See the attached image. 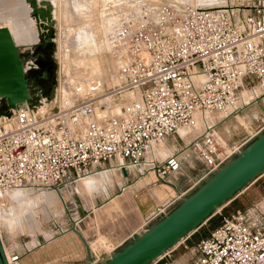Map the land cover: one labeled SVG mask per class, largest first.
<instances>
[{"label":"built area","instance_id":"1","mask_svg":"<svg viewBox=\"0 0 264 264\" xmlns=\"http://www.w3.org/2000/svg\"><path fill=\"white\" fill-rule=\"evenodd\" d=\"M224 3H144L118 17L107 33L117 103L109 96L79 99L55 92L53 99L39 97L32 106L24 100L10 115H0V197L19 187L62 192L106 167L152 171L164 181L193 157L200 172L179 200L239 151L254 134L228 144L217 124L250 103L239 98L244 83L255 86L252 80L264 107V0ZM180 128L190 131L187 141ZM170 135L182 143L162 157L158 149ZM174 201L158 207L145 226ZM26 243L6 255L8 264H20L36 245ZM121 243L103 251L90 246L87 264H97ZM195 249L189 264H264V203L220 212ZM167 252L148 264H172Z\"/></svg>","mask_w":264,"mask_h":264},{"label":"rangeland","instance_id":"2","mask_svg":"<svg viewBox=\"0 0 264 264\" xmlns=\"http://www.w3.org/2000/svg\"><path fill=\"white\" fill-rule=\"evenodd\" d=\"M164 1L177 2L183 5H204L209 2V0L49 1L52 6L54 18L52 56L55 66V82L53 94L57 92V97L68 94L79 99L92 95H96L99 98H107L109 96V98H115V102L117 103V93H115L116 78L114 76L116 63L110 53L107 33L115 20L118 17L120 18L124 12H128L129 10L132 12L133 9H136L139 5H144V3L154 4ZM210 1L214 2L215 6H219L225 4L224 2L246 4L251 0ZM29 7V3L25 0H0V23L2 25L12 26V22H16L19 24L20 29L30 32L32 40L26 39L18 42L19 44H28L38 40L37 32L33 31L34 27L38 29L36 27V20L32 19L34 16L31 15ZM79 34L81 36H89V40L85 43L84 40L80 39L81 36ZM19 48L20 50L32 49L30 45H19ZM30 58L28 56L24 59L25 65L28 64V67L39 66L33 59H31L32 63H28ZM48 60V57H43L40 61L43 62V66H46ZM32 72L33 74L31 75ZM32 72L30 73L31 76L34 74L37 76V71ZM251 83L255 86L250 87L249 84L244 83V86L241 88L242 100L240 98V104H243V98H245L246 102L249 101L248 94L251 91L260 95L261 89L258 87L256 80H252ZM53 97L54 95L48 99H53ZM262 97L263 95H260L259 98L250 101L248 105L238 112L226 117V122H229L230 126L229 129H223L224 132H221L222 129L220 131L218 127L222 120L218 122L217 129L228 144L239 143L247 134H254V137L260 131L258 129L264 124V107L261 103ZM56 100L58 101V99ZM51 104L53 106L54 101L52 103L47 101V105L50 106ZM55 107L54 105L52 108ZM185 131L187 134L190 132L188 129ZM180 134L186 137V141L189 139L186 133V135ZM160 149L162 157L172 151V147L168 143ZM195 167L200 168V163L197 162ZM194 168L188 167L189 170H193ZM115 173L108 172L107 181L98 183V187L103 184L106 185L109 180L112 183L117 177V173ZM197 177H193L192 181H195ZM182 178L183 176L180 177V180ZM189 183L190 181H187L184 187H187ZM115 189L117 190V188ZM69 190L74 191L75 189L73 190L70 187ZM71 194L67 190L56 192L54 189L46 191H29L27 189L23 191L22 197L17 198V200L11 198L8 200L5 199L2 214L0 215V233L9 250L23 249L24 242H27L26 244L31 246L35 245L37 240L42 241V239L51 235H58L61 226L63 228H70V220H73V217L77 214L75 213L76 205L79 207V215H82L83 209L81 204L85 202L83 195L79 197L77 194ZM233 200L235 201V205H232ZM263 203L264 170L239 190L230 200L224 203L220 207V210H216L210 218H214L217 221L219 220L220 212L230 213L236 209H241L242 211L256 204L260 205ZM208 220L199 228L204 227L205 230H208L210 228ZM199 228L196 230H199ZM196 230L185 235L176 245H172L168 249L169 251L165 254V257L171 258L172 264H189L196 259L198 253L195 249V244L198 238L197 235L193 234ZM89 239L93 240L94 236H91ZM104 240L106 239L104 238ZM100 241V248H108L106 245L105 247L103 246V239H100ZM10 251H7L8 255ZM105 256L103 259L108 257ZM154 264H161V260L159 259Z\"/></svg>","mask_w":264,"mask_h":264},{"label":"water","instance_id":"3","mask_svg":"<svg viewBox=\"0 0 264 264\" xmlns=\"http://www.w3.org/2000/svg\"><path fill=\"white\" fill-rule=\"evenodd\" d=\"M25 1L29 3L30 13L36 20L39 39L31 50H20L10 29L0 23V115H10L11 108L24 100L30 106L38 103L41 96L35 93L38 89L46 98L53 95L54 18L51 4L48 0ZM28 56L39 66L26 67L24 59ZM43 57L49 59L46 66L40 61ZM32 71H37V76H31ZM263 170L264 128L192 190L182 195L167 212H160L159 217L144 229L133 232L129 240L97 264L150 263L185 235L199 228L219 206ZM123 172L126 174L125 169ZM87 253L90 258L88 246ZM0 264H8L1 237Z\"/></svg>","mask_w":264,"mask_h":264},{"label":"crops","instance_id":"4","mask_svg":"<svg viewBox=\"0 0 264 264\" xmlns=\"http://www.w3.org/2000/svg\"><path fill=\"white\" fill-rule=\"evenodd\" d=\"M229 126L226 118L218 125L219 130L222 129L221 132H224L223 129H229ZM165 143L170 144L173 151L182 141L177 135H170ZM195 164L197 161L193 157L187 158L186 162H182L181 170L164 181L154 172L141 174L138 169L130 168L125 174L111 167L103 169L101 173L92 174L97 180L93 189L87 190L83 179L78 181L70 186L75 189L74 191H70V187L64 190L79 197L83 195L85 202L81 204L82 215H79V207L74 202L77 214L70 220V228L58 235L39 240V244L36 243L29 252L23 254L20 264H87L89 261L87 246L103 251L120 242L123 244L131 238L133 232L146 227V221L158 207L174 199L172 204L178 201L179 195L186 189L184 185L187 181L192 180L200 172ZM191 165L195 170L188 169L192 167ZM108 172H116V179L112 183L109 180L106 185L97 187L98 182L107 181ZM115 188L119 191L117 192ZM91 236H94L93 240L89 239ZM100 239H103V246L106 245L108 248H100ZM3 245L6 251H10L4 241Z\"/></svg>","mask_w":264,"mask_h":264},{"label":"bare ground","instance_id":"5","mask_svg":"<svg viewBox=\"0 0 264 264\" xmlns=\"http://www.w3.org/2000/svg\"><path fill=\"white\" fill-rule=\"evenodd\" d=\"M48 1H51V0H48ZM174 3H176V4H178V5H183V4H180V3H177V2H174ZM185 6V5H184ZM31 10V7H29V11ZM51 10H52V6H51ZM52 15H53V10H52ZM32 19H35L34 17H32ZM5 26H7V25H5ZM9 29H10V32H11V34H12V36H13V38H14V40H15V42H16V44L19 46V45H30V46H32L34 43H36V42H38V40L36 41V42H32V43H28V44H19L18 42H21V41H23V40H26V39H29V40H32V37L30 36V32L29 31H25V30H23V29H20L19 28V24H17L16 22H12V26H7ZM34 27V26H33ZM82 29V28H81ZM42 30V29H41ZM33 31H36L37 32V34H38V39H39V31H38V29H36L35 27H34V29H33ZM80 34H81V32H80ZM79 34V35H80ZM81 36V35H80ZM91 36H93V35H91ZM78 38V37H77ZM80 39L81 40H84V42L86 43L88 40H89V36H86V35H82L81 37H80ZM113 58V57H112ZM31 59H33L32 57L28 60V63L30 62V63H32V60ZM27 64V63H26ZM27 66H28V64H27ZM261 89V88H260ZM38 94H40L41 96H40V98L42 99V100H45V98H46V96H44L43 95V93L41 94V92H39ZM241 94H242V92L240 93V98H241ZM249 96H248V98H249V101L248 102H246L245 101V98H243V104H245V103H249L253 98H257V97H259V94H257L256 92H250L249 94H248ZM108 97V96H107ZM240 98H239V100H240ZM110 99H112V98H110ZM241 100H242V98H241ZM49 106V105H48ZM186 130V128H180L179 129V132L180 133H182V134H187V132L185 131ZM185 134V135H186ZM166 143L164 142L161 146H160V148L161 147H164V145H165ZM158 149V153L160 154V156H161V153H160V150L161 149ZM163 150V149H162ZM104 170L103 169H101V170H98L97 172H93V173H90V174H87V175H85V176H83V177H81V179L80 180H82L83 179V183L85 184V186L87 187V190L89 189V188H92V187H94L95 185H96V183H97V180H96V177H94L92 174H98V173H101V172H103ZM150 172H152V171H150ZM106 174V173H105ZM105 177V176H104ZM79 180V181H80ZM99 183V182H98ZM98 187V186H97ZM93 189V188H92ZM91 189V190H92ZM25 190H27V189H24V188H15V189H13V190H11V191H9V192H7V194H6V196L5 197H0V215L2 214V208H3V204H4V200L5 199H13V200H17V198H20V197H22V193H23V191H25ZM90 190V191H91ZM218 209L220 210V206L218 207ZM217 209V210H218ZM0 237H1V234H0ZM1 239H2V237H1ZM181 240V239H180ZM179 240V241H180ZM2 241V240H1ZM178 241V242H179ZM177 242V243H178ZM177 243H175L174 245H176ZM2 245H3V241H2ZM173 245V246H174ZM172 247V246H171ZM169 249V248H168ZM167 249V250H168ZM3 250H4V253H5V256L6 255H8V253H7V251H6V249L4 248V245H3ZM166 250V251H167ZM165 251V252H166ZM169 251V250H168Z\"/></svg>","mask_w":264,"mask_h":264},{"label":"trees","instance_id":"6","mask_svg":"<svg viewBox=\"0 0 264 264\" xmlns=\"http://www.w3.org/2000/svg\"><path fill=\"white\" fill-rule=\"evenodd\" d=\"M232 205H235V201L232 202ZM219 220H220V216H219ZM219 220L216 221V220H214V218H209L208 222L210 223V228L208 230H205L204 227L199 228V230H196L195 232H193V234L197 235V238L199 239L201 236L206 235L211 228H213L215 225H217Z\"/></svg>","mask_w":264,"mask_h":264}]
</instances>
